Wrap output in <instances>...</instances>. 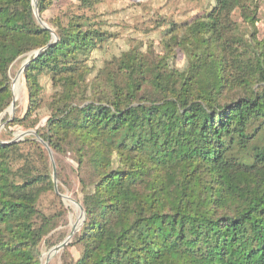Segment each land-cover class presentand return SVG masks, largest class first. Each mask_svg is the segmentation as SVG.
<instances>
[{
    "label": "trees",
    "instance_id": "obj_1",
    "mask_svg": "<svg viewBox=\"0 0 264 264\" xmlns=\"http://www.w3.org/2000/svg\"><path fill=\"white\" fill-rule=\"evenodd\" d=\"M96 1L80 0L85 8ZM254 1L215 0L208 13L173 24L164 47L184 52L181 70L167 52L146 69L123 54L115 73L125 79L108 75L96 97L85 58L106 33L76 15L56 23L53 37L33 0H0V114L12 98L8 68L28 55V114L38 107L40 74L62 92L35 136L57 151L70 145L78 168H89L74 237L81 253L65 264H264V38L252 34L236 50L228 34L231 12ZM51 4L37 0L40 19ZM144 73L151 91L137 97ZM38 140L0 136V264H40L54 227L36 208L52 178L10 176L20 143Z\"/></svg>",
    "mask_w": 264,
    "mask_h": 264
},
{
    "label": "rangeland",
    "instance_id": "obj_2",
    "mask_svg": "<svg viewBox=\"0 0 264 264\" xmlns=\"http://www.w3.org/2000/svg\"><path fill=\"white\" fill-rule=\"evenodd\" d=\"M214 3L215 0H97L93 7L85 8L80 0H52L50 7L42 13L41 20L53 29L56 23H65L70 17L82 15L81 17L87 18V24L106 33V40L100 50H94L85 58L88 68L92 71L85 83L89 86V93L91 90L97 97L99 93L106 91L108 75H114L118 82H123L124 74L115 72L118 59L130 51L141 60L144 69L145 66L157 64L165 52L169 53L168 62L175 70L183 69L187 60L181 48L172 46L166 51L164 47L169 37L168 32L173 24L187 23L208 13ZM241 12L248 17L244 19ZM250 17L254 18L253 23L249 20ZM229 18L233 30L228 34L235 35L232 47L236 50L245 48L252 40V34L256 40L264 38V0L246 3L243 9L235 8ZM240 42H243V45H240ZM27 58L28 55L18 57L8 68L10 89L15 100L12 111L11 98L0 117L11 121L20 119V122L9 125L0 122L1 141H10L17 137H20V141L31 137L38 140L39 135L35 136L32 132L23 136L20 134L27 131L41 134L51 112L53 95L62 94L60 86L54 85L49 74H40L38 107L33 114H28V89L23 70L20 71ZM150 78L149 73H144L143 87L137 97L145 96L151 91ZM84 86L82 85V88ZM45 145L48 148L39 140L38 145L27 141L20 143L19 149L10 157V176L16 181H20L24 175L37 173L43 178H46L43 174L52 178L53 190H44L45 187L42 186L36 201L39 213L51 217L54 224L44 239L46 241L40 245L39 261L44 264L48 259L46 264H65L80 256L81 245L74 237L82 224L77 226L67 245L47 257L52 247L61 243L73 225L81 220L78 205L82 206V183L87 184L89 168H78L76 154L70 145L63 146L62 151L54 150L46 143Z\"/></svg>",
    "mask_w": 264,
    "mask_h": 264
},
{
    "label": "water",
    "instance_id": "obj_3",
    "mask_svg": "<svg viewBox=\"0 0 264 264\" xmlns=\"http://www.w3.org/2000/svg\"><path fill=\"white\" fill-rule=\"evenodd\" d=\"M32 3H33V6H34V14H35V16H36V18H37V21H38L40 24H42L43 27H44L45 29H48V30L51 32L52 36L54 37V33H53V31H52L49 27H47L46 25H44V24L42 23L40 17L38 16L37 7H36L37 0H33ZM37 52H38V51H37ZM26 62H27V60L25 61V63H26ZM25 63L23 64V67H24ZM23 67H22V69H21L20 71L23 70ZM14 100H15V97H14V95H13V96H12V101H11V104H10V110H11V111H12V109H13ZM31 132H32L34 135H36V133H35L34 131L22 132L20 135L23 136V135L28 134V133H31ZM19 139H20V137H17V138H14V139H12V140H13V141H16V140H19ZM40 142H41L42 144H44V146H46L45 143H44L41 139H40ZM46 148H48V147L46 146ZM78 206H79V209H80V211H81V220H80V222H79V223H76V224L73 225V227H72L70 233L68 234V236H66V238H65L61 243H59V244H57L56 246L52 247V249L49 251V254H48V257H47V258H49V257L51 256V254L57 252V251L60 250L62 247H64L65 245H67L69 239L71 238V236L73 235V233L76 231L77 226H80V225L82 224V221L84 220V216H85V215H84V210H83V208H82L81 205H78ZM47 260H48V259H47ZM47 260H46V262H45L44 264L47 263Z\"/></svg>",
    "mask_w": 264,
    "mask_h": 264
},
{
    "label": "bare ground",
    "instance_id": "obj_4",
    "mask_svg": "<svg viewBox=\"0 0 264 264\" xmlns=\"http://www.w3.org/2000/svg\"><path fill=\"white\" fill-rule=\"evenodd\" d=\"M16 81H18V80H16ZM16 81H15V82H16ZM12 90H13V87H12ZM13 94H14V91H13Z\"/></svg>",
    "mask_w": 264,
    "mask_h": 264
}]
</instances>
